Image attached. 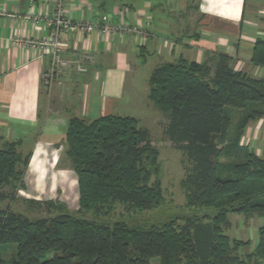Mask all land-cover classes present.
I'll return each instance as SVG.
<instances>
[{
	"label": "trees",
	"instance_id": "16d2710c",
	"mask_svg": "<svg viewBox=\"0 0 264 264\" xmlns=\"http://www.w3.org/2000/svg\"><path fill=\"white\" fill-rule=\"evenodd\" d=\"M252 62L264 67L263 39ZM211 73L179 60L158 66L149 80V100L168 117L165 133L189 165L181 181L186 207L201 210L200 218L134 229L81 218L108 216L117 204L153 210L159 198L150 183L161 169L150 132L135 118H72L66 157L78 177L79 208L27 201L45 211L36 218L0 209V264H264V156L241 144L248 124L264 116V81L234 70L227 57ZM18 146L0 142V201H14L24 186L30 157ZM230 214L262 219L253 252L242 254L250 243L226 234ZM5 246L15 251L4 257Z\"/></svg>",
	"mask_w": 264,
	"mask_h": 264
},
{
	"label": "crops",
	"instance_id": "0c3cea01",
	"mask_svg": "<svg viewBox=\"0 0 264 264\" xmlns=\"http://www.w3.org/2000/svg\"><path fill=\"white\" fill-rule=\"evenodd\" d=\"M51 8V0H0L6 13L0 16V142H18V152L30 157L17 193L28 210L31 200L79 208L78 177L65 161L70 120L113 115L133 117L141 127L135 116L117 113L135 106L131 78L149 60H157L149 80L158 66L179 60L207 65L213 75L227 57L234 70L264 81V67L252 62L256 40H264V0H66L73 20L110 15L149 25L151 37L144 42L130 33L66 34L68 66L54 73L50 59L29 42L48 37L50 28L24 18L30 9L45 15ZM85 55L92 61L81 62ZM79 62L86 73L77 70ZM241 144L264 156V116L248 124Z\"/></svg>",
	"mask_w": 264,
	"mask_h": 264
},
{
	"label": "rangeland",
	"instance_id": "374dc122",
	"mask_svg": "<svg viewBox=\"0 0 264 264\" xmlns=\"http://www.w3.org/2000/svg\"><path fill=\"white\" fill-rule=\"evenodd\" d=\"M156 62V59H151L146 65L136 69L137 72L133 73V77L131 78L133 79V81L131 80V84L136 86V104L133 108L129 109L130 111H121L117 114L135 116L140 120L141 128L147 129L151 134L152 144L159 152L161 172L156 176L154 175L150 185L153 187L157 186L159 204L150 211L136 210L132 212H126L122 205L117 204L108 216L98 217L93 212H83L80 215L81 218L107 224H114L116 222L126 223L134 229L137 227H149L151 225H163L174 219L182 224L188 218H197L198 216L200 218L203 215L201 210L186 207L185 190L182 187L181 181L186 177V169H189V165L182 163L183 152L175 148L165 133L169 124L168 117L162 114L147 98L149 93V76L156 66ZM65 161L71 164L69 157ZM3 190L11 191L9 188ZM20 195L22 196V194ZM7 207L14 211L22 212L31 218L46 216L43 210L35 208L28 210V205L24 204L20 198L14 201H0V209H6ZM77 209V206L74 205L72 213ZM207 211L213 212L212 210ZM228 218L231 225L229 229L225 230L226 234L232 239H238L243 242L250 241L252 245L241 250L244 255L250 253L258 241V228L262 225V219L253 218L247 220L244 215L238 214H230ZM13 251H15V248L5 246L2 250L4 252L3 256L5 257L6 254L11 255ZM154 263H157V261Z\"/></svg>",
	"mask_w": 264,
	"mask_h": 264
},
{
	"label": "built area",
	"instance_id": "2783aa9c",
	"mask_svg": "<svg viewBox=\"0 0 264 264\" xmlns=\"http://www.w3.org/2000/svg\"><path fill=\"white\" fill-rule=\"evenodd\" d=\"M52 8L45 14H35L33 10H29L24 17L26 20H32L36 24L44 22L50 28L51 34L44 39H34L29 41L37 47L41 53L48 57L51 61L52 72L60 71L68 66L64 58V35L83 33L88 34L93 31H100L101 33L109 35H125L132 34L141 41H147L150 37L149 25H132L124 19L114 21L110 15L92 16L87 20H73L66 14V0H51ZM6 13L0 11V16ZM91 62L92 57L85 55L81 62ZM77 70L81 73H86L87 67L82 63H77Z\"/></svg>",
	"mask_w": 264,
	"mask_h": 264
}]
</instances>
